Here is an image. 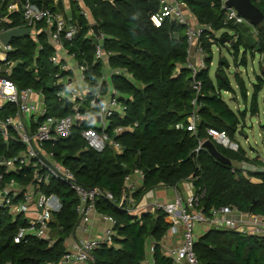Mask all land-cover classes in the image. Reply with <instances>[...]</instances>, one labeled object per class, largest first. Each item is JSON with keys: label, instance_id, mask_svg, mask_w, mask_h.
Segmentation results:
<instances>
[{"label": "trees", "instance_id": "obj_1", "mask_svg": "<svg viewBox=\"0 0 264 264\" xmlns=\"http://www.w3.org/2000/svg\"><path fill=\"white\" fill-rule=\"evenodd\" d=\"M179 1L186 4L197 24L210 26L201 39L206 54V68L197 75L202 82V96L198 99L200 122L195 133L186 130L187 118L193 109L191 101L194 93L189 87L190 74L183 67L187 49L185 27L170 21L155 27L150 18L158 10L157 0H83L84 8L103 36L102 48L109 53V68L121 71V74L112 75L110 79L119 100L126 106L125 116L123 119L113 117L106 133L113 139V128L137 123L133 131H125L114 138L123 146L121 153L108 147L98 153L86 145L81 131L95 128L92 122L74 127L69 138L46 146L53 153L55 161L74 173L79 184L87 188L98 187L113 195V202L101 200L96 208L116 222L112 237L114 246L95 249L92 252V264H142L149 239L155 241V264H174L158 243L170 228L163 211L143 212L134 216L116 207L124 189V178L134 170L141 171L144 176L142 186L132 194L135 198L157 186L177 187L183 181L192 180L196 191L205 189L200 203L204 212L212 207L230 205L243 212L264 215V173L257 174L260 183H253L240 171L233 173L231 164L215 160L205 149L195 151L199 140L210 139L207 137V128L224 132L233 142L238 127L244 122L246 111L234 112L221 98L222 91H232L224 73L227 61L224 58L219 60L220 69L217 73L220 76L215 77V84L209 76L214 44L232 42V55L236 60L244 42L240 34H229V26L224 22V10L218 0ZM33 2L52 12L62 10L61 0L57 3L54 0ZM68 2L72 13L69 20L80 29L73 40H63L62 45L68 55L74 56L77 65L86 63L88 96L94 92L105 94L107 87L103 79V63L94 60L97 37L88 35L91 26L80 14L77 3L73 0ZM252 3L264 14V0H252ZM6 8V0H0V18L7 14ZM23 24L21 13H14L8 16V23L4 26L10 29ZM36 28L42 29L44 24L40 23ZM222 29L226 30L216 38L215 33ZM10 45L12 51L7 53V60L13 62L14 66L9 77L18 89L31 88L41 92L46 115L63 117L70 114L71 105L57 97L58 92L64 90L57 81L59 78H70L72 73L61 71L49 62L54 49L48 41L47 31H41L37 42L25 36L13 39ZM254 48L257 53L263 54L264 60L263 35L250 48L252 53H255ZM240 62L246 63L244 56ZM257 80L249 108L251 115L258 112L257 95L264 88V72L257 76ZM234 81L246 99L247 90L243 80L235 75ZM12 113L13 109L7 107L0 112V118ZM177 124L183 125V128L176 129ZM214 144L232 164L246 159L240 148L233 151ZM19 150H22L21 145L4 144L0 138V156L11 157ZM24 173H29V170L10 173L6 178L25 183L28 175L23 178ZM43 191L55 193L63 204L50 225L55 236L54 243L48 246L46 242L32 237L15 243L17 229L24 226L26 221L4 210L0 215V264H58L61 261L65 243L78 222L77 197L69 187L54 180ZM194 252L203 264H264V238L212 228L197 239Z\"/></svg>", "mask_w": 264, "mask_h": 264}, {"label": "built area", "instance_id": "obj_2", "mask_svg": "<svg viewBox=\"0 0 264 264\" xmlns=\"http://www.w3.org/2000/svg\"><path fill=\"white\" fill-rule=\"evenodd\" d=\"M58 0H54L57 3ZM79 6L80 14L86 19L89 26L94 24L89 12L84 8L83 0H73ZM158 10L151 15V22L155 27L161 26L165 21L174 22L185 27L186 36V59L183 67L190 74L189 87L194 93L191 101L193 107L190 116L187 118L186 130L196 132L197 124L200 122L199 97L202 96V82L197 78L199 72L206 68V54L202 46V36L210 29V26L199 25L190 22L188 9L184 2L179 0H157ZM228 0H218L224 10V22L229 25L231 22H244L245 20L237 15L233 8H226ZM7 14L0 18V35L15 28L7 29L4 24L8 23V16L14 13H21L24 22L23 26L17 28H29V36L37 42V36L43 29L47 31L48 41L54 49V54L49 62L61 71H71L70 78H59L57 84L64 88L58 92L57 97L64 99L71 105L70 114L63 117L46 115L44 97L41 92L31 88L19 90L16 84L10 79L14 63L7 60V53L12 51L11 45H3L0 41V112L10 107L13 113L0 118V138L4 144H19V150L14 156H0V215L7 211L14 217L25 220V225L20 226L14 236V242L20 243L32 237L39 241L46 242L48 246L54 243V233L50 226L54 215L61 211L62 201L55 193L44 192L51 181H58L69 187L77 197L76 214L78 222L74 230L86 231L87 224L92 214L97 211L96 204L101 201L113 202L112 193L98 187L87 188L76 181L74 173L63 164L53 159V153L46 149L60 139L69 138L72 129L82 123L92 122L95 128L89 127L81 131V137L86 145L96 152H102L105 148L121 153L124 149L120 143L114 140L125 131H133L137 123L132 126H117L113 128V139L106 133L113 117L123 119L126 106L119 100L117 92L111 87L105 94L94 92L90 97L89 90H82L78 82L85 83V73L88 69L86 63L77 65L73 69L66 57L68 55L63 47V40L71 41L79 31V26L72 23L61 14L52 12L43 5L39 6L33 0H6ZM43 23L44 28L37 30L36 25ZM253 35L257 38L259 31L252 27ZM95 36L92 29L88 34ZM103 36L97 37L98 43L95 46L94 60H99L108 65L109 53L102 48ZM209 41L213 42L209 38ZM66 53V57L61 56ZM263 57V54L260 55ZM109 77L121 74L119 70H112L107 66ZM78 75H75V72ZM57 76V75H56ZM86 84V83H85ZM98 118V120H96ZM176 129L183 128L177 124ZM207 137L214 143L230 150L237 151L239 145L230 141L224 132H218L213 128L206 129ZM205 140H199L196 152L203 148ZM245 161V160H243ZM264 163V156L262 158ZM246 165V162H240ZM23 169L29 170L24 173L23 178L28 175L25 183L16 181L13 178L7 179L10 173H20ZM235 173L236 169L231 168ZM136 176L143 183L144 176L141 171L134 170L131 175L124 178L123 191L116 207L119 210L135 214L139 210L153 213L157 210L163 211L170 222L172 235L180 237V243L164 251V254L171 258L174 264H203L195 252L194 244L198 235L195 231L196 225H201V234L210 229L230 230L242 235L264 238V215L243 212L230 205L219 208L212 207L204 212L200 206L205 195V189L198 191L194 189L191 194L179 192L176 186L169 187L173 192L171 200L159 202L155 200L145 206H136L133 199V192L136 191L135 184L131 177ZM187 181V180H186ZM192 182V180H189ZM107 223L103 234L95 239L74 240L65 249V253L58 264H92V252L101 246H114L112 237L115 234V220L108 215H100ZM142 264H155L153 251Z\"/></svg>", "mask_w": 264, "mask_h": 264}, {"label": "rangeland", "instance_id": "obj_3", "mask_svg": "<svg viewBox=\"0 0 264 264\" xmlns=\"http://www.w3.org/2000/svg\"><path fill=\"white\" fill-rule=\"evenodd\" d=\"M228 26L229 34H240L244 45L240 46L237 59L234 60L233 49L229 43L214 44L212 47L213 60L210 65V77L215 84V74L220 69L218 62L221 58H224L228 63V66L224 68V73L229 79L232 91H222L221 98L234 112L246 111L244 122L238 127L241 133L237 132L232 140L248 155L256 156L258 154L264 156V88L257 95V114L251 115L249 112L254 85H257V76L262 74L261 68L264 67V60L263 57H259L257 52L252 53L250 50L257 43L252 27L244 25L242 22H231ZM225 30L222 29L215 33V37L219 38ZM243 56L245 57V64L240 62ZM75 75L77 76L78 73L75 72ZM235 75H239L244 82L247 90L246 99L242 96L234 81Z\"/></svg>", "mask_w": 264, "mask_h": 264}, {"label": "crops", "instance_id": "obj_4", "mask_svg": "<svg viewBox=\"0 0 264 264\" xmlns=\"http://www.w3.org/2000/svg\"><path fill=\"white\" fill-rule=\"evenodd\" d=\"M61 2H62V10L57 12V13H61L66 18V20L70 21L69 19H70L72 13H71V8L69 5V2H68V0H61ZM187 13H188V17L190 19V22L197 24L194 16L191 14V12L188 10ZM242 23H244V25H248V26L252 27L246 21H244ZM260 35H262V34L259 32V36H257V43L260 41ZM225 42L226 41H223V43H225ZM253 50L256 53V49L254 48ZM258 54L260 57L261 54L260 53H258ZM61 56L66 57V53L61 52ZM66 61L68 62V64L73 69H75L76 61L73 58L67 56ZM211 64H212V62L210 63V65ZM107 66L108 65L103 64L102 68H103V75H104L103 79L105 80L106 87L108 89V88H111L112 86H111V79H110L111 77H109V71L107 69ZM216 74H215V77H216ZM209 76H210V68H209ZM78 86L82 90H86V88H87V85L83 82H78ZM238 132H240V131H238ZM239 148L241 149L240 146H239ZM244 153H245L246 159H245V161L242 160V162H246L247 164L241 165V163H240L241 161H240V162H236L233 164L231 163V167L235 168L236 171H240L241 174H243V176L248 178L251 182L260 183L261 179H260V177L257 176V174L264 173V163L262 161L263 155H261V156L258 154H256V156L248 155L245 151H244ZM131 181H132V183L135 184L136 190L142 186V185L140 186L139 180L134 175L131 177ZM192 187H193V184L189 180L183 181L177 186L179 192L181 191L184 194H186V193L191 194L194 191V189ZM172 197H173V192H172V190H170L169 187L157 186L151 190L144 192L138 198L133 197V199L135 200L136 206H145V205H148L150 203H153L155 200H158L159 202H164L166 200H171ZM141 213H143L142 210H139L138 212H136L133 215L139 216ZM100 215H101V213L98 212V210L94 214H92L90 221L86 226L87 227L86 231L74 230L73 234L70 236V238L65 243V249H67L74 240H76V241L81 240V239L91 240V239H95L97 237H100L103 234V231L105 230V228L107 226V223L101 219ZM202 228L203 227L201 225L195 226V231L197 234H199L198 238L201 235H203V234H201ZM180 241H181L180 237L178 235H172L170 228H168L167 232L165 233V235L161 238V240L158 243L161 247L162 252H164L165 250L169 249L170 247L179 244ZM154 244H155V241L153 239H149L147 241L145 259H147L150 256V252L153 251Z\"/></svg>", "mask_w": 264, "mask_h": 264}, {"label": "water", "instance_id": "obj_5", "mask_svg": "<svg viewBox=\"0 0 264 264\" xmlns=\"http://www.w3.org/2000/svg\"><path fill=\"white\" fill-rule=\"evenodd\" d=\"M226 8H233L237 15L242 17L249 25L256 28L264 36V14L252 3V0H228L225 3ZM174 23L173 21L171 22ZM91 29L96 37L100 36L97 24H93ZM29 28H15L0 35V41L3 45H9L13 39L29 36ZM228 43V41H226ZM232 42L229 43L232 46ZM264 72V68H261ZM216 76H220L219 73ZM98 120V118H96ZM205 149L215 160L230 165L229 159L225 158L217 149L214 142L207 139L202 144Z\"/></svg>", "mask_w": 264, "mask_h": 264}]
</instances>
